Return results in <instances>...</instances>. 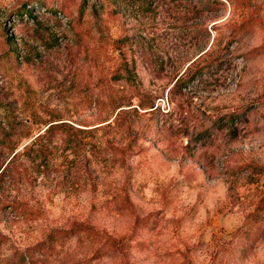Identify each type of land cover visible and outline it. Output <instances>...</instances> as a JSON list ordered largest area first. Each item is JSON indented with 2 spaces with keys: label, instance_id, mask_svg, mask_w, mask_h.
Listing matches in <instances>:
<instances>
[{
  "label": "rangeland",
  "instance_id": "rangeland-1",
  "mask_svg": "<svg viewBox=\"0 0 264 264\" xmlns=\"http://www.w3.org/2000/svg\"><path fill=\"white\" fill-rule=\"evenodd\" d=\"M0 264H264V0H0Z\"/></svg>",
  "mask_w": 264,
  "mask_h": 264
},
{
  "label": "trees",
  "instance_id": "trees-1",
  "mask_svg": "<svg viewBox=\"0 0 264 264\" xmlns=\"http://www.w3.org/2000/svg\"><path fill=\"white\" fill-rule=\"evenodd\" d=\"M81 231H85L84 233L88 236H95V233L91 230L90 227L80 225V226H74L71 230L61 232L62 234H65L66 236H73L81 233ZM44 244H40L39 246H43Z\"/></svg>",
  "mask_w": 264,
  "mask_h": 264
}]
</instances>
